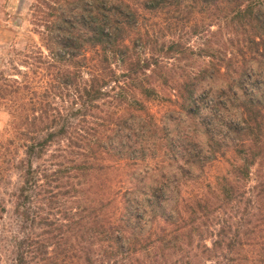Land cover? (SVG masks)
I'll return each mask as SVG.
<instances>
[{
  "label": "trees",
  "instance_id": "16d2710c",
  "mask_svg": "<svg viewBox=\"0 0 264 264\" xmlns=\"http://www.w3.org/2000/svg\"><path fill=\"white\" fill-rule=\"evenodd\" d=\"M30 11L34 100L0 75L24 93L3 262L264 264V0Z\"/></svg>",
  "mask_w": 264,
  "mask_h": 264
},
{
  "label": "rangeland",
  "instance_id": "374dc122",
  "mask_svg": "<svg viewBox=\"0 0 264 264\" xmlns=\"http://www.w3.org/2000/svg\"><path fill=\"white\" fill-rule=\"evenodd\" d=\"M33 2L34 0H0V75L8 80L20 81L21 73L26 71L27 75L23 80L28 91L25 95L29 99L32 97V100L35 98V64L25 68L32 62V57L25 63L23 54L28 52L30 56H34L35 47L39 46L35 26L31 23L30 8ZM18 90L0 98V206L4 208V211H0V243L4 237L9 239L20 235L18 222L12 213L15 200L13 194L21 177L19 164L24 163V138L21 135L22 126L18 113L23 110L18 97L21 92L22 95L24 93L23 90ZM31 106L34 105H29V108ZM37 162L42 161L31 158L32 166ZM248 184H252V181ZM4 259V253L0 254V264H5Z\"/></svg>",
  "mask_w": 264,
  "mask_h": 264
}]
</instances>
